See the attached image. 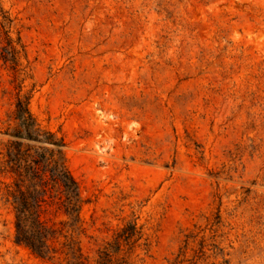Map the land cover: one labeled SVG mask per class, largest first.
<instances>
[{
	"label": "rangeland",
	"instance_id": "374dc122",
	"mask_svg": "<svg viewBox=\"0 0 264 264\" xmlns=\"http://www.w3.org/2000/svg\"><path fill=\"white\" fill-rule=\"evenodd\" d=\"M19 100L62 140L80 221L47 173L59 250L16 242L0 171V264H77L68 238L84 264H264V0H0V164L54 147L11 134Z\"/></svg>",
	"mask_w": 264,
	"mask_h": 264
},
{
	"label": "trees",
	"instance_id": "16d2710c",
	"mask_svg": "<svg viewBox=\"0 0 264 264\" xmlns=\"http://www.w3.org/2000/svg\"><path fill=\"white\" fill-rule=\"evenodd\" d=\"M15 119L18 128L13 136L37 142L54 145L53 148L38 146L23 148L21 142H12L7 147V159L0 171L10 172L14 176L12 184L7 185V195L12 199L15 209V240L28 246L33 252L41 256L56 253L57 236L62 228L49 226L41 218L42 204L49 179L61 187L63 197L61 205L70 219L69 225H76L80 221L82 198L79 184L65 164L61 150L62 140L54 137L53 133L42 130L35 117L28 108V103L19 100L16 104ZM66 225L68 222H61ZM77 264H84L79 248H75V241L68 238L62 242ZM108 251H103V263L110 261Z\"/></svg>",
	"mask_w": 264,
	"mask_h": 264
}]
</instances>
